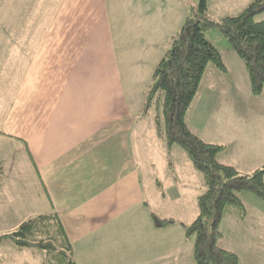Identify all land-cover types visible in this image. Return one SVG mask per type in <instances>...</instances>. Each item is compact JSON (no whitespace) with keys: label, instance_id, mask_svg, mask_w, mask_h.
Listing matches in <instances>:
<instances>
[{"label":"crops","instance_id":"obj_1","mask_svg":"<svg viewBox=\"0 0 264 264\" xmlns=\"http://www.w3.org/2000/svg\"><path fill=\"white\" fill-rule=\"evenodd\" d=\"M107 2L0 0V66L9 77L19 74L0 115V236L30 217L54 212L78 264H173L184 249L171 248L167 237L181 240L183 229L156 227L154 218L172 215L148 209L146 179L132 156L135 116L126 95V68ZM246 87L247 122L232 139L240 150L243 145L254 169L263 168L264 91L248 97ZM227 158L226 152L218 159L236 168ZM185 159L182 165H191ZM151 169L144 172L164 201ZM255 205L248 211L263 217L264 206ZM43 258L35 249L0 241V264H42Z\"/></svg>","mask_w":264,"mask_h":264},{"label":"rangeland","instance_id":"obj_2","mask_svg":"<svg viewBox=\"0 0 264 264\" xmlns=\"http://www.w3.org/2000/svg\"><path fill=\"white\" fill-rule=\"evenodd\" d=\"M253 1L209 0L208 18L215 23L220 22L227 16L240 13ZM197 2L198 0H108L107 2L114 41L120 48L118 55L123 68L124 66L126 68V95L135 116L131 136L132 156L140 169V177L146 179L142 181V191L150 195L147 199L148 209L150 213L165 211L170 213L171 220L174 221L171 231L183 229L181 240L176 236H166L167 241L173 239L171 248L176 250L182 246V250L184 249L179 254L181 259L174 256L173 264H194L192 242L185 239L184 226L190 225L197 217L199 212L197 197L205 188L202 176L193 170L188 161H186L187 165H182L181 161L186 160V154L177 146L169 149L164 139L157 135V125L163 128L161 105L153 103L147 110H144V105L156 65L170 48L172 36L179 32L185 18L197 8ZM1 9L0 13H3V7ZM263 19L264 14L256 17V21ZM206 39L220 54L228 73L224 75L211 64L206 67L200 91L193 99L186 119L189 126L196 129L206 143L225 144L222 145L226 147L228 154L226 161L233 163L240 175H249L261 168L254 169L243 145L240 150L239 145L232 139L234 135L242 132L247 122L244 119L247 110L246 86L249 87L248 97L251 93L246 70L215 27L206 31ZM121 48L125 52L123 55ZM18 75L17 71H13L12 77H9L0 66V115L9 103ZM215 85L217 88L212 91L214 87L211 86ZM252 102L259 104L255 99ZM235 114H238L237 117L243 121L235 119ZM151 167L154 177L160 178L165 195L164 201L159 199L158 192L151 187L150 173L144 172V170L149 171ZM240 197L245 206L246 216L244 220H239L235 214L226 216L219 226L222 237L217 245L221 249L237 252L245 264H264V216L257 218L248 211L251 207H256L255 204L264 206V202L250 192H243ZM257 221L259 225L255 226ZM250 224L253 227L249 228Z\"/></svg>","mask_w":264,"mask_h":264},{"label":"trees","instance_id":"obj_3","mask_svg":"<svg viewBox=\"0 0 264 264\" xmlns=\"http://www.w3.org/2000/svg\"><path fill=\"white\" fill-rule=\"evenodd\" d=\"M198 0L195 11L187 16L179 32L171 38L170 48L156 65L144 105H161L163 128L157 135L168 147L177 146L203 179L204 192L197 197L198 215L184 227L185 238L192 242L194 264H242L238 256L218 247L222 237L219 226L228 215L239 220L246 216L241 193L250 192L264 202V167L249 175H240L232 166L218 162L226 153L223 145L209 144L194 135L186 125V115L198 93L206 67L219 72L226 67L218 51L206 39L205 32L215 27L242 62L250 93L258 97L264 90V0H254L240 13L220 22L208 18L207 2ZM158 117L156 122L158 123ZM156 227L174 223L154 218ZM18 250L35 249L44 256L42 264H78L58 215L54 212L25 220L14 231L0 236Z\"/></svg>","mask_w":264,"mask_h":264}]
</instances>
